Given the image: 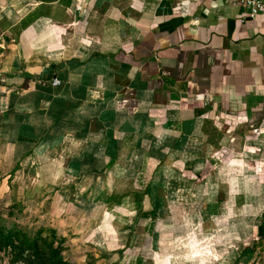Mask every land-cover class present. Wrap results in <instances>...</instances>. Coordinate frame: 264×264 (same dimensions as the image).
Segmentation results:
<instances>
[{
  "label": "crops",
  "instance_id": "1",
  "mask_svg": "<svg viewBox=\"0 0 264 264\" xmlns=\"http://www.w3.org/2000/svg\"><path fill=\"white\" fill-rule=\"evenodd\" d=\"M3 148L30 166L51 156L63 183L87 175L88 196L111 208L112 184L131 182L136 213L165 215L149 223L150 246L171 252L145 262L216 264L230 251L251 264L259 251L264 264V12L231 0H0ZM184 191L215 202L192 207ZM211 213L222 220L212 227L192 217ZM177 215L194 221L181 260ZM194 243L208 253L194 256Z\"/></svg>",
  "mask_w": 264,
  "mask_h": 264
},
{
  "label": "rangeland",
  "instance_id": "2",
  "mask_svg": "<svg viewBox=\"0 0 264 264\" xmlns=\"http://www.w3.org/2000/svg\"><path fill=\"white\" fill-rule=\"evenodd\" d=\"M22 155L23 152L19 150L13 151L10 148H3L0 150V223L5 227L6 231L10 229H24L31 235L43 231L44 235L53 236L51 238L56 239V241L62 239L65 249L64 257L68 260V264H147L148 262H145L146 259H149L148 261L152 260L155 253L159 258H163L159 254L163 255L169 253L170 250H167L168 246L162 248L161 253L154 252L156 250H153V247L149 246L147 249L148 254H141L145 239L147 237L148 239L152 237L149 223H154L156 219H162L165 215L136 213V206L140 208V205H142L143 207L144 203L141 196H134V185H132L131 182H115L112 184L113 187L111 188V192L114 197V204L111 208L110 205L109 207L107 206L109 203L104 204L100 200L95 202L94 200L96 197L88 196L87 190L90 185H94L93 179L86 180V178H75L73 176L68 183H63L61 180L63 179L64 168L63 166L58 168L52 164L51 160H47L50 159L51 156L45 158V164L41 163L40 165L30 166L24 161ZM170 176L172 177V175ZM176 176L178 177L179 174L176 173ZM122 179L125 180L123 177ZM175 182H177V179H175ZM102 187L104 189V194L107 195V190H105L107 183L105 184L103 182ZM180 195L184 196V199L186 198L185 200H187L192 207L199 205L203 206L204 204V206L210 207L214 201L212 198L213 201L207 199L203 203V198L201 197L199 204V201L196 200V194L195 200L188 199L187 196L190 194L186 191L182 192ZM159 197H162L161 193ZM167 199H170V197L168 196ZM125 200H129L133 203L130 204L126 210L121 208L125 206V204H123ZM103 201L106 202L105 199ZM156 201L158 207L163 206L160 203L163 201L164 204L163 198L157 199ZM174 201L177 202L179 206L183 205V202L178 199H174ZM215 205L216 204H214V206ZM131 211H133L132 214H130ZM120 212H126V215ZM136 214L137 221H131L130 223V218L136 216ZM215 214L211 213L210 216L193 215L192 217L212 227L213 220L214 222L220 220V217H217ZM242 216L244 217L242 221L248 224H260L261 222L257 219L253 220L246 215ZM180 217L182 216L177 215L174 219L176 221L174 226L177 224L178 228L172 234V237L175 238V243L170 241V244L173 243L172 247L174 250L178 253L181 252L185 254L178 255V260H181L184 256H188L189 254L182 250H189L187 241L190 232L188 224L186 223L187 220L191 219L189 216H187L189 219L187 218L185 220L180 219ZM204 219L209 221L204 222ZM226 222H228V220ZM224 224L226 223H223V225ZM124 226L126 227L124 228ZM134 226L135 228H133ZM224 232L226 234L225 238H227L226 243L229 245L231 237L230 230L227 228ZM198 233L203 235L201 230ZM238 233H240V231ZM250 233L251 231L248 232V234ZM243 235L241 238L245 240L246 236L244 233ZM129 237H132L131 240L134 241L135 246L123 244L127 242ZM250 238L252 239L253 236L250 235ZM183 240L186 243H182ZM260 241L262 242L261 239ZM141 242H143V246L140 247ZM138 243L139 245H137ZM197 244L198 243H194L193 245L196 249L193 253L194 256L198 253H208V251H204V253L203 251H198V249H200V244ZM236 245L238 247L240 246L238 249L239 252H242L246 247L245 243L240 239H238ZM210 247L211 246H209V248ZM210 249L213 248L211 247ZM229 252L226 256L222 257L220 263L216 264L235 263V256L233 254L230 255ZM16 254L17 253L11 249H0V264H27L29 262L26 257L21 261L12 262ZM198 256L199 257L196 256L195 258L192 257V259H194L193 264H205L204 262L201 263L203 255ZM260 256L261 254L258 251L257 261L251 264H259L258 258ZM177 262L180 263L181 261ZM182 262L185 263L186 260ZM209 264H215V262ZM239 264H241V260Z\"/></svg>",
  "mask_w": 264,
  "mask_h": 264
},
{
  "label": "trees",
  "instance_id": "3",
  "mask_svg": "<svg viewBox=\"0 0 264 264\" xmlns=\"http://www.w3.org/2000/svg\"><path fill=\"white\" fill-rule=\"evenodd\" d=\"M105 198L96 197L94 201L105 199L106 203L110 202V198ZM51 237L53 236L44 235L43 231H39L35 235L29 234L24 229L6 231L0 223V249H11L17 253L12 262L21 261L26 257L29 260L27 264H68V260L64 257L63 240L56 241ZM150 244L151 241L147 237L141 254H148L147 249ZM239 261L240 257L237 258L236 264H239Z\"/></svg>",
  "mask_w": 264,
  "mask_h": 264
},
{
  "label": "built area",
  "instance_id": "4",
  "mask_svg": "<svg viewBox=\"0 0 264 264\" xmlns=\"http://www.w3.org/2000/svg\"><path fill=\"white\" fill-rule=\"evenodd\" d=\"M209 1V0H208ZM237 2L239 5L250 9L251 16H256L264 12V0H231ZM58 78L54 79V84H59Z\"/></svg>",
  "mask_w": 264,
  "mask_h": 264
}]
</instances>
